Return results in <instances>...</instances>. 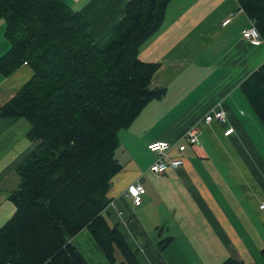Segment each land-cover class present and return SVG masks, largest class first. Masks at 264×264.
Here are the masks:
<instances>
[{"label":"crops","instance_id":"0c3cea01","mask_svg":"<svg viewBox=\"0 0 264 264\" xmlns=\"http://www.w3.org/2000/svg\"><path fill=\"white\" fill-rule=\"evenodd\" d=\"M61 1L85 18L91 38L99 42L121 20L128 0ZM231 13V21L221 25ZM251 21L238 0H170L163 23L139 47L140 60L159 64L150 88L164 87L165 94L118 131L115 159L121 168L109 182L103 214L140 264L264 261V124L240 87L264 64V33L255 45L241 35ZM4 32L0 19V57L11 46ZM32 74L27 64L9 75L0 72V106ZM220 107L233 127L228 136L227 124L202 121ZM192 126L200 143L187 144L182 165L152 173L155 155L148 143H183ZM30 127L23 117L0 116V228L15 211L10 194L20 182L16 166L35 146L27 137ZM138 178L146 191L134 205L124 191ZM72 244L88 264L123 260L116 251V261L109 262L87 229Z\"/></svg>","mask_w":264,"mask_h":264},{"label":"trees","instance_id":"16d2710c","mask_svg":"<svg viewBox=\"0 0 264 264\" xmlns=\"http://www.w3.org/2000/svg\"><path fill=\"white\" fill-rule=\"evenodd\" d=\"M169 2L128 0L121 20L95 42L85 18L61 0H0L11 45L0 72L9 75L24 62L33 71L0 106V116L25 118L35 143L16 166L20 182L10 194L15 211L0 228V264H88L72 244L83 229L109 262L118 251L119 264H140L103 211L121 168L118 131L165 94L164 87L150 88L159 64L140 60L138 52L163 23ZM238 2L264 33V0ZM240 87L264 124V64Z\"/></svg>","mask_w":264,"mask_h":264},{"label":"built area","instance_id":"2783aa9c","mask_svg":"<svg viewBox=\"0 0 264 264\" xmlns=\"http://www.w3.org/2000/svg\"><path fill=\"white\" fill-rule=\"evenodd\" d=\"M233 14L228 15L221 25L228 24L232 19ZM242 38L248 40L252 44H258L261 42V35L254 24V20L250 22V25L241 31ZM23 64H26L24 62ZM205 123L218 122L220 124L228 123V116L223 107L217 110L208 111L202 118ZM233 133V127L227 124L223 134L225 136ZM198 129L195 126L190 127L183 136V143L170 142L165 140H153L147 145L148 150L155 155L154 161L150 164L149 170L158 175L165 172L168 169H177L182 165V155L187 144H199ZM175 149L178 155L170 156V151ZM145 187L141 183V179L138 178L132 184H130L124 191L125 195H128L134 205H139L142 201V196L145 193ZM264 203L260 204L263 207Z\"/></svg>","mask_w":264,"mask_h":264},{"label":"rangeland","instance_id":"374dc122","mask_svg":"<svg viewBox=\"0 0 264 264\" xmlns=\"http://www.w3.org/2000/svg\"><path fill=\"white\" fill-rule=\"evenodd\" d=\"M152 153V152H151ZM153 154V153H152Z\"/></svg>","mask_w":264,"mask_h":264}]
</instances>
